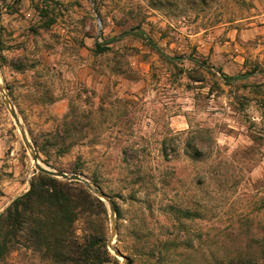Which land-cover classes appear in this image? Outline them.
<instances>
[{"label":"rangeland","instance_id":"rangeland-1","mask_svg":"<svg viewBox=\"0 0 264 264\" xmlns=\"http://www.w3.org/2000/svg\"><path fill=\"white\" fill-rule=\"evenodd\" d=\"M1 90L0 214L21 130L117 208L115 264H264V0H0Z\"/></svg>","mask_w":264,"mask_h":264},{"label":"trees","instance_id":"trees-1","mask_svg":"<svg viewBox=\"0 0 264 264\" xmlns=\"http://www.w3.org/2000/svg\"><path fill=\"white\" fill-rule=\"evenodd\" d=\"M56 141L58 148L64 146V138ZM107 216L105 204L82 184L38 173L0 214V264L18 250L45 264H115L107 247Z\"/></svg>","mask_w":264,"mask_h":264},{"label":"water","instance_id":"water-1","mask_svg":"<svg viewBox=\"0 0 264 264\" xmlns=\"http://www.w3.org/2000/svg\"><path fill=\"white\" fill-rule=\"evenodd\" d=\"M0 93L4 94L3 91L1 90ZM4 103H5V106L6 108L8 109L9 111V115L11 116V118L13 119L16 127L18 129H20V123L18 121V118L16 116V113L13 109V107L11 106L9 100L7 97L4 96ZM20 137H21V140L24 144V146L30 151V157H31V161L33 162L35 168L37 169V171L39 173H43V174H46L48 176H51L53 178H56L58 180H62V181H67V182H77V183H80L84 186L85 189H87L91 194H93L95 197H97L101 202L105 203L107 205V208H108V211L110 213V221H111V233H110V237H109V240L107 242V247H108V250L110 252H112L116 257L118 258H121L123 260H126V257H124L119 251H117L112 243H113V240H114V237H115V221H114V216H113V209H112V204H111V201L110 199L98 188V187H95L93 186L92 184H90L86 179L80 177V176H77V175H74V174H67V173H64V172H55V171H52V170H49V169H45V168H42L38 165V162H37V157H36V154L35 152L33 151L32 149V146L30 145V143L28 142V140L26 139V136L25 134L20 130Z\"/></svg>","mask_w":264,"mask_h":264}]
</instances>
